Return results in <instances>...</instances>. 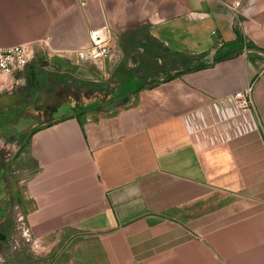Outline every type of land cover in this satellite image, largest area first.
<instances>
[{"label":"crops","instance_id":"obj_1","mask_svg":"<svg viewBox=\"0 0 264 264\" xmlns=\"http://www.w3.org/2000/svg\"><path fill=\"white\" fill-rule=\"evenodd\" d=\"M103 25L111 55L80 58ZM24 43L0 103L39 115L0 143V250L17 215L50 264H264V0H0V47Z\"/></svg>","mask_w":264,"mask_h":264},{"label":"built area","instance_id":"obj_2","mask_svg":"<svg viewBox=\"0 0 264 264\" xmlns=\"http://www.w3.org/2000/svg\"><path fill=\"white\" fill-rule=\"evenodd\" d=\"M231 9H236L240 6L239 3L228 5ZM90 46L85 51H77L76 54L80 58L88 57L89 59L100 62L108 58L112 53L111 46V30L108 25L99 27H92L89 30ZM47 45V43H43ZM32 46L28 43L15 45L12 47H0V78L8 75L16 69L23 68L29 62L32 54ZM71 60V59H70ZM72 61V60H71ZM254 82L247 84V86L233 95L236 107L240 112L253 113V90ZM25 232L29 231L23 220ZM130 264H140L133 262Z\"/></svg>","mask_w":264,"mask_h":264},{"label":"rangeland","instance_id":"obj_3","mask_svg":"<svg viewBox=\"0 0 264 264\" xmlns=\"http://www.w3.org/2000/svg\"><path fill=\"white\" fill-rule=\"evenodd\" d=\"M68 110L69 106L64 104L60 107L59 111L55 113V116L67 113ZM0 143L9 146L12 151L19 145V140H15L14 142L8 141L5 137L0 136ZM5 149L6 148H1V151L5 152ZM11 222L15 229L16 241L11 243L6 249L0 250V259L9 264H50L53 261L55 252L52 251L48 253L46 249L35 246L25 232L22 221L17 215L13 216Z\"/></svg>","mask_w":264,"mask_h":264},{"label":"water","instance_id":"obj_4","mask_svg":"<svg viewBox=\"0 0 264 264\" xmlns=\"http://www.w3.org/2000/svg\"><path fill=\"white\" fill-rule=\"evenodd\" d=\"M52 64H60L64 70L71 71L75 75L85 78V79H96V75L89 70L87 67L75 63L71 61L70 59L65 58L64 56H55L51 59ZM7 102L9 101V104L0 103V113L16 108L19 104L24 102V96H22L21 92L16 93L12 96H9ZM111 107V105H109ZM38 123V119L31 117V116H25L22 115L19 120L17 118L14 119V122L11 124L10 129H15L16 133H23L28 130V128L32 125H35ZM5 204H7V201L3 200ZM3 208V206H1ZM4 209V208H3Z\"/></svg>","mask_w":264,"mask_h":264},{"label":"flooded vegetation","instance_id":"obj_5","mask_svg":"<svg viewBox=\"0 0 264 264\" xmlns=\"http://www.w3.org/2000/svg\"><path fill=\"white\" fill-rule=\"evenodd\" d=\"M34 102L35 99L32 96H28L25 97L24 102L19 104L16 108L8 109L0 113V128L3 129L0 136L5 137L8 140L20 141L29 132V130L34 128L35 125H32L23 133H16L15 129H10L14 119L17 118V120H19L22 115L38 118L39 109Z\"/></svg>","mask_w":264,"mask_h":264},{"label":"trees","instance_id":"obj_6","mask_svg":"<svg viewBox=\"0 0 264 264\" xmlns=\"http://www.w3.org/2000/svg\"><path fill=\"white\" fill-rule=\"evenodd\" d=\"M225 58H226V56H225V55H222V54L220 53V51H219V53H217V55H216V57H215V62L222 61V60H224ZM206 66H207V64H206V63H203V64L199 65L198 68H204V67H206Z\"/></svg>","mask_w":264,"mask_h":264}]
</instances>
